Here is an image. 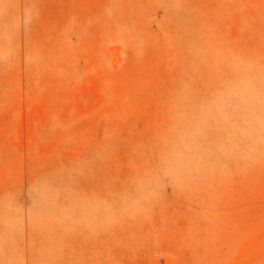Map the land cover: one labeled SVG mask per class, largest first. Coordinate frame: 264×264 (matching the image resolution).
<instances>
[{
  "label": "rangeland",
  "instance_id": "obj_1",
  "mask_svg": "<svg viewBox=\"0 0 264 264\" xmlns=\"http://www.w3.org/2000/svg\"><path fill=\"white\" fill-rule=\"evenodd\" d=\"M0 264H264V0H0Z\"/></svg>",
  "mask_w": 264,
  "mask_h": 264
}]
</instances>
